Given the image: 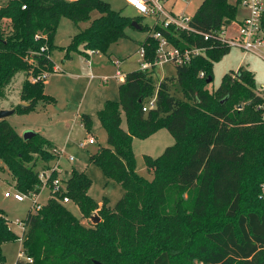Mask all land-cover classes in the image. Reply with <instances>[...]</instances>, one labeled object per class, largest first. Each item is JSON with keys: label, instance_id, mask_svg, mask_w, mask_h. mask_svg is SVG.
I'll use <instances>...</instances> for the list:
<instances>
[{"label": "trees", "instance_id": "1", "mask_svg": "<svg viewBox=\"0 0 264 264\" xmlns=\"http://www.w3.org/2000/svg\"><path fill=\"white\" fill-rule=\"evenodd\" d=\"M96 9L102 16L73 37L71 48L84 44L106 54L112 43L127 37L124 30L134 20L113 11L104 0H9L2 5L0 104L8 100L19 75L24 76L21 101L28 106H16V113L34 111L40 101H54L45 93V83L56 72L51 53L60 20L67 16L78 25L90 20ZM237 15L238 7L229 0H204L190 23L198 33L146 28L149 33L163 32L182 51L195 47L206 52L188 65L176 66V76L158 85L155 68L128 73L119 86L121 103L108 101L98 112L108 144L90 162L123 187L122 199L112 209L100 208L89 195L91 181L73 171L68 181L61 179L67 192L52 189L40 211H29L22 237L13 233L0 210V264H7L3 246L21 238L31 262L19 259L17 264H264V214H240L250 160L259 163L264 175V122L254 109L255 75L242 67L224 76L217 90L207 89V80L214 81V63L231 49L216 39L205 41V35L228 20L237 21ZM4 21L8 27L2 26ZM158 46L151 36L142 43L147 61H156ZM154 96L156 107L145 113ZM241 104L244 109L236 110ZM123 114L127 130L122 127ZM81 120L91 134L92 118L83 115ZM163 129L175 144L157 159L145 156L154 174L149 182L137 173L133 141ZM51 146L39 133L25 141L8 120H0V162L15 180L16 190L26 196L40 195L43 183L34 163L41 156L54 158ZM56 176L59 173L53 174L49 186ZM65 197L78 204L84 218L100 209L102 222L85 225L66 208Z\"/></svg>", "mask_w": 264, "mask_h": 264}, {"label": "rangeland", "instance_id": "2", "mask_svg": "<svg viewBox=\"0 0 264 264\" xmlns=\"http://www.w3.org/2000/svg\"><path fill=\"white\" fill-rule=\"evenodd\" d=\"M238 0H229L233 7L237 6ZM9 0H0V7ZM109 7L122 16L130 18L137 23L140 29L134 26L125 28L126 38L120 39L110 45L107 53L96 50L91 53L90 48L79 44L71 48L72 39L77 34L88 29L92 22L102 16V12L96 9L91 19L81 22L78 25L67 16L60 20V25L54 41L56 49L52 51L51 58L56 66V72L49 75L45 83V93L51 96L54 101L37 103L36 109L29 113L19 112L6 120L12 125L16 132L22 137L28 131H34L46 137L51 143V150L54 158L41 156L36 158V171L40 173V181L43 183L41 193L38 197L26 196V201L21 203L13 197L7 198L6 193H16L15 180L0 162V210H2L9 221V227L17 236L21 235V229L17 222L25 221L29 211L37 204L45 206L50 198L52 187L48 181L56 173V179L68 181L73 171L84 173L91 181L89 195L100 208L105 206L112 209L124 195L123 187L109 180L103 170L96 164L90 162V157L97 154L101 147L107 146V133L102 128L98 119L100 111L106 102L121 103L119 86L124 83L125 78H115L118 70L122 74L140 70L141 57L140 49L142 43L153 32H147L146 28L156 26V18L145 16L129 5L126 0H104ZM204 0H165L164 8L175 15H184L192 19ZM246 12L239 7L237 20L242 19ZM2 26L8 27L4 21ZM229 34L235 35L238 24L233 21L228 27ZM91 56V65L86 61ZM244 68L255 75L258 87H264V61L253 54L233 48L230 52L216 61L213 66L214 81L207 86L209 91L217 90L223 81L224 76L237 72ZM176 76V66L172 63L158 65L155 69L154 80L158 83L165 78ZM94 77V79H91ZM104 78H108L106 82ZM10 88L9 98L0 104L1 110H15L16 106L22 104L21 88L24 76L19 75ZM177 96L179 86L175 87ZM88 115L92 118V132L89 134L82 125V116ZM122 127L127 130V118L123 114ZM90 136L97 139L95 145L81 143L88 141ZM175 144L174 137L166 129L160 130L151 137L141 140L135 138L133 141V152L136 159L137 173L145 180L152 182L154 174L148 171L145 163V156L154 159L159 158L166 148ZM62 151L59 155L56 152ZM74 157V161L70 160ZM250 160L248 176L244 182L246 199L244 200L240 214L258 212L264 214V175L259 168V163ZM65 188V184H63ZM192 198V197H191ZM66 208L85 225L94 226L91 217H100L101 210L97 209L91 216L84 218L78 204L70 202ZM34 212V211H32ZM205 220L202 221V224ZM3 253L6 256L7 264H17L18 260L26 262L20 242L8 243L3 246Z\"/></svg>", "mask_w": 264, "mask_h": 264}, {"label": "built area", "instance_id": "3", "mask_svg": "<svg viewBox=\"0 0 264 264\" xmlns=\"http://www.w3.org/2000/svg\"><path fill=\"white\" fill-rule=\"evenodd\" d=\"M64 1L68 3H74L79 0H57ZM127 3L133 6L137 11L141 12L145 16H153L156 18V25L160 27L165 32H170V29L173 27L174 29L180 32L186 33H198L191 26L190 18H187L184 15H175L173 12L167 11L163 2L165 0H126ZM237 6L241 7L246 15L237 20L238 30L235 35L229 34V25L225 23V25L218 31L213 34L205 35V41L217 40L218 43L222 47H226L229 49L237 48L244 52L250 53L258 57L259 59L264 61V0H238ZM238 7V8H239ZM26 9V6L23 7ZM232 24V22H231ZM230 24V25H231ZM154 39L159 42V46L157 49V58L154 63L146 60V49L145 47H141L140 49V57L142 60L140 70L152 71L158 65L164 63H172L175 66H184L191 63V61L201 55H205V49L199 48H191L182 51L181 49L175 47L171 44L167 37L160 31H154L151 35ZM38 38V37H37ZM46 51L45 47L41 49V52L44 53ZM92 54H95L96 51H91ZM90 63V62H89ZM200 77H205V72L200 73ZM115 78H126L125 74H122L120 70L117 71ZM94 79V77H91ZM108 78H104L103 81L106 82ZM255 94L258 97V102L254 104V109L261 115V120L264 122V87H258L255 90ZM248 103L247 105H249ZM156 107V96L152 97L145 105L143 111L147 113L149 110L154 109ZM245 105H238L236 110L242 111ZM97 143L94 137H89L87 142L81 143L82 147L86 144L95 145ZM62 151L56 152L59 155ZM60 157V155H59ZM71 161H74V157H70ZM52 189L56 193L62 194L63 192H67L66 187H63V183L60 179L54 180L52 184ZM264 189V186H263ZM7 198H14L18 202H25L26 195L17 191L16 193L7 192ZM36 198L35 196H32ZM64 204H68L71 200L68 197H65L62 201ZM43 206L35 205L32 208V211L37 212L42 209ZM17 225L21 229V237L22 233L26 230V224L24 221L17 222ZM22 244V238L20 240ZM27 261L31 262L30 259Z\"/></svg>", "mask_w": 264, "mask_h": 264}, {"label": "water", "instance_id": "4", "mask_svg": "<svg viewBox=\"0 0 264 264\" xmlns=\"http://www.w3.org/2000/svg\"><path fill=\"white\" fill-rule=\"evenodd\" d=\"M226 24L227 25H230L231 24V21L230 20L226 21ZM132 26L136 27L137 29H140V27L137 25L136 22H133V25ZM211 82H212V78H209L207 80V83L208 84H211ZM22 106L23 107H27L28 104L22 103ZM14 114H16V111L15 110H1L0 111V120H6L7 118H9L10 116H12ZM37 134L38 133H36L34 131H28V132H26L23 135V139L25 141H29V140L33 139ZM91 221L93 222L94 225H97V224H99L101 222V219H100V217H95L94 216V217H91ZM94 264H102V263H100L98 261H95Z\"/></svg>", "mask_w": 264, "mask_h": 264}, {"label": "crops", "instance_id": "5", "mask_svg": "<svg viewBox=\"0 0 264 264\" xmlns=\"http://www.w3.org/2000/svg\"><path fill=\"white\" fill-rule=\"evenodd\" d=\"M173 14H174V13H173ZM87 58H88V59H87L86 63L90 66V65H91V62H90V60H91V56H88ZM89 62H90V63H89ZM126 75H127V74H125V76H126ZM125 79H126V78H125ZM102 109H103V108H102ZM102 109H101V110H102ZM98 112H99V111H98ZM98 112H97V113H98ZM100 124H101V123H100ZM82 125H83V124H82ZM22 137H23V136H22ZM90 137H94V136H90ZM45 138H46V137H45ZM94 138H95V137H94ZM46 139H47V138H46ZM95 139H96V138H95ZM47 140H48V139H47ZM48 141H49V140H48ZM96 141H97V139H96ZM26 261H27V260H26Z\"/></svg>", "mask_w": 264, "mask_h": 264}]
</instances>
